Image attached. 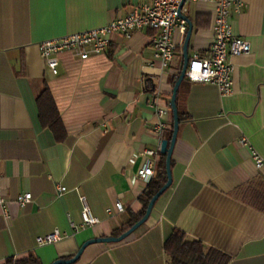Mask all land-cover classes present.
Instances as JSON below:
<instances>
[{
  "label": "crops",
  "instance_id": "1",
  "mask_svg": "<svg viewBox=\"0 0 264 264\" xmlns=\"http://www.w3.org/2000/svg\"><path fill=\"white\" fill-rule=\"evenodd\" d=\"M148 1L0 0V187L7 200L6 214L0 205V264L71 259L88 240L121 235L141 212L148 184L135 174L143 152L157 148L152 127L163 123L164 138L172 129L170 99L185 35L174 33L165 70L154 61L157 32L149 29L112 35L106 51L86 61L60 54L56 76L37 45L105 26ZM183 7L191 25L187 55L207 58L215 6L186 0ZM229 24L250 51L231 59L228 96L208 83H181L171 187L128 238L90 245L73 264H167L163 243L174 230L228 256V264H264V0H243ZM44 89L64 127L61 141L40 118ZM253 152L263 160L259 169ZM160 162L161 154L155 177ZM57 186L67 189L61 198ZM24 193L31 202L20 207L15 198ZM83 207L98 224L82 226ZM54 230L65 238L38 247L37 237Z\"/></svg>",
  "mask_w": 264,
  "mask_h": 264
},
{
  "label": "built area",
  "instance_id": "2",
  "mask_svg": "<svg viewBox=\"0 0 264 264\" xmlns=\"http://www.w3.org/2000/svg\"><path fill=\"white\" fill-rule=\"evenodd\" d=\"M183 0H149L135 7L124 17L116 18L105 26L88 31L68 34L61 37L41 41L37 45L39 57L44 66L54 76L58 74V56L62 53H70L81 61L90 57L103 54L110 42L112 35H121L129 38L134 31L142 29L154 30L157 32L152 39L153 58L162 70L169 67L174 57L175 43L174 33L181 36L186 34L187 24L184 17L185 8L180 5ZM215 6L212 24V42L210 55L207 58L193 57L189 59L185 71V79L189 82L208 83L215 86L220 96H228L232 93L233 67L231 59L239 55L247 54L250 51V43L241 37L234 36L229 24L231 13H239L243 8V0H204ZM180 70L176 73V79ZM157 115L163 112L156 110ZM152 132L158 140L156 150L143 152L144 161L136 171L135 177L138 181L149 183L155 178V170L160 156L161 143L164 140L165 125L159 123L152 127ZM255 166L259 169L263 160L254 152L252 153ZM67 189L62 186L56 187V197L61 198ZM83 202L84 197L79 199ZM31 202V194L24 193L15 198L16 205L23 207ZM0 205L3 213L6 214L7 200L0 187ZM117 213H123L121 204L113 206ZM112 210L107 209L106 213L111 214ZM83 227H93L98 221L91 214L87 207L81 210ZM65 236L57 230L37 237L38 247L53 245Z\"/></svg>",
  "mask_w": 264,
  "mask_h": 264
},
{
  "label": "trees",
  "instance_id": "3",
  "mask_svg": "<svg viewBox=\"0 0 264 264\" xmlns=\"http://www.w3.org/2000/svg\"><path fill=\"white\" fill-rule=\"evenodd\" d=\"M178 96V95H177ZM38 103L40 110V118L45 126H47L55 135L56 139L61 141L64 139L65 131L62 125L60 116L57 112L53 98L48 91L44 89L38 97ZM177 104V97H176ZM179 122L181 121V114L178 112ZM172 129L166 134L164 140L169 141L171 137ZM161 170L158 175L151 180L144 193L140 197L142 204V210L138 216L132 218L128 224V229L135 224L144 215L145 209L152 196L164 185L166 182L165 174V157L161 155V162L159 165ZM264 211V207L261 208ZM127 229V230H128ZM125 232V231H124ZM122 234V233H121ZM163 252L167 258V264H228L230 258L222 253L214 250H205L203 246L198 242L186 240L183 233L174 230L165 239L163 243ZM5 264H38L31 257L21 260L13 261L9 259Z\"/></svg>",
  "mask_w": 264,
  "mask_h": 264
},
{
  "label": "water",
  "instance_id": "4",
  "mask_svg": "<svg viewBox=\"0 0 264 264\" xmlns=\"http://www.w3.org/2000/svg\"><path fill=\"white\" fill-rule=\"evenodd\" d=\"M186 0H183L180 8L184 5ZM181 18H183L187 24V30H186V34H185V38H184V42H183V54H182V66H181V70H180V74L173 86L172 89V94H171V99H170V108H171V112H172V133H171V137L170 140H163L161 143V147H160V154L163 155L165 157V174H166V182L164 183V185L152 196V198L150 199V201L147 204V207L145 209L144 215L142 216V218L140 220H138L135 224H133L128 230H126L125 232H123L121 235H119L118 237H106V238H99V239H91L88 240L86 242H84L76 251L75 255L68 260H63V259H59L55 262H53L52 264H73L76 261L79 260V258L81 257L82 253L84 252V250L93 244H117L120 243L122 241H124L126 238H128L131 234H133L139 227H141L149 218L151 211L155 205V203L157 202V200L171 187L172 185V176H171V167H170V163H171V155L173 152V147L176 141V137H177V131H178V126H179V119H178V111H177V106H176V97H177V92L178 89L181 85V83L183 82V80L185 79V71L187 68V64L189 62V57L187 55V44L191 35V25L190 22L183 16H181Z\"/></svg>",
  "mask_w": 264,
  "mask_h": 264
}]
</instances>
